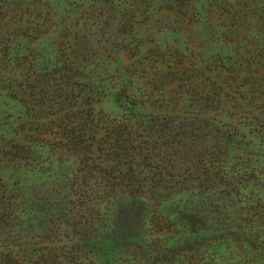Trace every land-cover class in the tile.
<instances>
[{
	"label": "rangeland",
	"instance_id": "374dc122",
	"mask_svg": "<svg viewBox=\"0 0 264 264\" xmlns=\"http://www.w3.org/2000/svg\"><path fill=\"white\" fill-rule=\"evenodd\" d=\"M0 264H264V0H0Z\"/></svg>",
	"mask_w": 264,
	"mask_h": 264
},
{
	"label": "trees",
	"instance_id": "16d2710c",
	"mask_svg": "<svg viewBox=\"0 0 264 264\" xmlns=\"http://www.w3.org/2000/svg\"><path fill=\"white\" fill-rule=\"evenodd\" d=\"M101 121L102 123L99 130L109 135V139L102 142L103 147H101V149L107 152L108 156L113 155V159L118 161L117 167H114L113 171L121 174L122 171L119 169V166L126 168L125 173L132 174V172L137 171L136 167L142 166L146 160V156L143 154L147 153V148H145L144 145L146 141L141 139V136L136 135V123H133L130 119H126L123 123L115 120L110 121L108 118L104 119L103 116H101ZM89 146L91 145H88V147ZM136 160H139V162H135ZM114 186L115 189L125 191L129 196H134L142 192L144 189V182L133 180L127 182L122 181L119 183H112L110 187L114 188ZM152 187L166 188L162 183L158 182L153 183Z\"/></svg>",
	"mask_w": 264,
	"mask_h": 264
}]
</instances>
